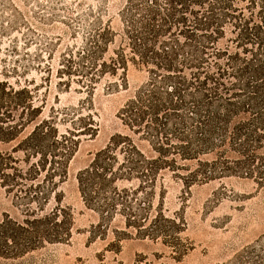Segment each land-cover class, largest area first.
<instances>
[{"label": "trees", "instance_id": "obj_1", "mask_svg": "<svg viewBox=\"0 0 264 264\" xmlns=\"http://www.w3.org/2000/svg\"><path fill=\"white\" fill-rule=\"evenodd\" d=\"M101 1L81 15L65 11L74 42L58 74L62 87L83 95L78 107L52 108L40 120L38 89L11 81L30 60L0 70V144L19 140L0 152V184L19 212L0 222L7 260L73 238L75 218L59 186L82 138L98 132L97 91L117 87L130 64L146 78L120 111L124 131L77 176L99 217L93 238L113 235L112 251L126 239L160 244L177 261L190 244L184 220L164 210L170 180L188 190L230 178L264 186V0H125L113 16ZM165 257L141 254L133 264H169ZM239 264H264V248Z\"/></svg>", "mask_w": 264, "mask_h": 264}, {"label": "rangeland", "instance_id": "obj_2", "mask_svg": "<svg viewBox=\"0 0 264 264\" xmlns=\"http://www.w3.org/2000/svg\"><path fill=\"white\" fill-rule=\"evenodd\" d=\"M124 1L107 0L108 14L116 15ZM100 4H103L101 0H0V70L5 61L11 68L17 59L30 60L31 69L24 73L20 68L18 75H11V81L38 89L37 104L43 106L40 120L47 118L52 108L78 107L83 98L75 87L71 90L62 87L58 74L61 55L74 42L65 18L66 7L72 6L81 15ZM48 44L55 47L43 48ZM145 78L142 70L130 64L114 80L117 87L109 90L102 84L95 95L93 112L99 124L98 132L93 137L82 138L70 162L68 176L59 186L62 205L70 208L75 218L71 241L46 246L22 260L0 256V264H133L141 254L151 259L156 254L167 256L164 260L169 264H239L240 258L251 249L264 248V186L256 180L240 178L214 180L191 190L182 182H168L164 210L184 220L183 237L190 244L188 253L177 261L160 244L126 239L119 251H112L107 245L113 235L106 240L93 238L92 225L99 222V217L87 209L77 176L114 135L124 131L120 111ZM18 141L0 144V152L11 151ZM56 203L53 199L48 208ZM6 215L17 217L19 212L0 184V222Z\"/></svg>", "mask_w": 264, "mask_h": 264}]
</instances>
